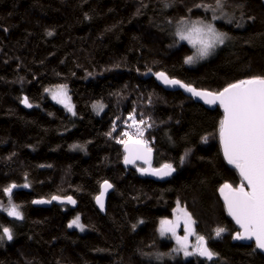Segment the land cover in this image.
Listing matches in <instances>:
<instances>
[{"label": "trees", "instance_id": "16d2710c", "mask_svg": "<svg viewBox=\"0 0 264 264\" xmlns=\"http://www.w3.org/2000/svg\"><path fill=\"white\" fill-rule=\"evenodd\" d=\"M189 24H211L227 40L193 68L192 48L176 37ZM161 72L213 93L264 78L263 0H0V205L23 216L0 211V264H264L254 244L234 238L222 200L225 183L243 181L221 153V108L166 91ZM60 86L73 116L47 97ZM129 116L145 122L151 166L175 169L167 179L125 166L117 141L139 138ZM105 181L114 190L101 215L94 200ZM53 196L77 206L32 205ZM177 206L213 260H169L173 245L158 227ZM77 216L84 234L68 228Z\"/></svg>", "mask_w": 264, "mask_h": 264}, {"label": "snow or ice", "instance_id": "6c2138e0", "mask_svg": "<svg viewBox=\"0 0 264 264\" xmlns=\"http://www.w3.org/2000/svg\"><path fill=\"white\" fill-rule=\"evenodd\" d=\"M220 0H217L219 6ZM183 23V22H182ZM199 23V22H198ZM51 35V33H49ZM177 36L181 41H189L197 48V57L205 58L210 54L218 44H222L225 39V34L218 32L211 24L192 25L190 29H180ZM195 36V39L193 37ZM196 57L189 56L185 63H193ZM158 79H162L167 85H178L194 96L200 97L208 104H217L223 108L224 118L220 121L219 137L223 149V154L229 165H232L239 171L242 180L246 183H241L239 187H233L225 183L220 189L221 195L224 197V202L227 207L228 214L233 217L236 224L243 230L235 235L238 240L255 239L257 248L264 250V78L256 77L248 80H242L238 83H233L224 88L219 93L197 91L195 88L181 83L179 80L169 79L163 72L157 74ZM53 99L72 111V105L69 102L66 89L61 86L53 93ZM23 103L31 107L27 97ZM96 108L102 109V105H94ZM136 125L138 139L132 137L125 132L128 140H118V143H123L125 151L129 153L125 157V164L135 163L136 160H143L144 163H150L148 157L151 149L146 147V142L142 140L143 131L139 127L144 124L143 120L137 124L134 116H129ZM175 169L171 164H165L160 169H142V174H150L154 176H169ZM16 185H11L4 189L5 193L11 197L13 189ZM24 187H28L27 184ZM112 187L107 181L102 185V191L96 199V203L101 210L104 208L105 193ZM247 189V190H246ZM53 200H60V197L53 196ZM51 201H34V203H50ZM62 203L75 204L71 196L66 200H61ZM181 215L177 216V221H161V235L171 233L175 236L176 224L181 218L184 219L185 231L189 234L192 232L191 225L194 223L191 216L184 210L178 209ZM7 214L16 219H23L18 206L11 204L7 209ZM70 228L75 226L81 231L83 225L80 223V218L77 216L68 225ZM225 231L224 228H217L215 235L219 237ZM3 233L9 240L12 239L10 229L3 228ZM197 245V254L211 259L213 253L206 246L203 236H199ZM188 236L185 235L183 240L177 237V243L180 244L181 250H185ZM184 254L191 255L192 253L184 251Z\"/></svg>", "mask_w": 264, "mask_h": 264}, {"label": "rangeland", "instance_id": "374dc122", "mask_svg": "<svg viewBox=\"0 0 264 264\" xmlns=\"http://www.w3.org/2000/svg\"><path fill=\"white\" fill-rule=\"evenodd\" d=\"M192 25H194V24H189V25H186V26H184V27H182L183 29H190L191 27H192ZM197 26H200L201 24H196ZM177 37V39L179 40V41H181L180 39H179V37L178 36H176ZM193 39H195V36L193 37ZM227 41V40H226ZM226 41H225V44H226ZM184 42H186L187 44H189V46L192 48V50H193V54L191 55V56H193V57H196L195 59H194V61H193V63H191V64H189V63H186V65L188 66V67H190V68H193V67H196V66H198V65H200V64H202V63H204V62H206V61H208L210 58H212L214 55H215V53L220 49V48H222L223 46H225V44H218L214 49H212L211 51H210V54L207 56V57H205V58H199V57H197V48L199 47V45H196V46H194L193 45V43H191V42H189V41H184ZM61 87V86H60ZM60 87H58V88H60ZM58 88H55V89H52V90H49L46 94H47V97H48V99L52 102V103H54V104H56V105H58L60 108H62L69 116H73L74 115V107H73V104H72V102H71V100H70V96H69V93H68V90L66 89V91H67V95H68V98H69V102L71 103V105H72V111H69L65 106H64V104H62V103H59L56 99H53V93L55 92V90L56 89H58ZM99 110H100V108H98ZM135 168H137V170L141 173L142 171V169H149V168H153L152 166H151V164L149 163V164H145V165H141V164H139V163H137V164H135ZM10 206V203H8L7 204V206H1L0 205V211H3L8 217H10V218H12V219H15L14 217H11V216H9L8 214H7V209H8V207ZM178 209H182L183 210V208H181V207H179V206H177L175 209H174V211H173V216H172V218L171 219H166V220H168V221H173V222H175V221H177V216L178 215H181V213L178 211ZM74 220V219H73ZM163 221V220H162ZM72 222V220L69 222V224ZM81 223V222H80ZM68 224V225H69ZM82 225V224H81ZM68 228L69 229H73V230H76L78 233H80V234H84L85 232H86V229H85V227L83 226V230L81 231L79 228H76L75 226H73V227H69L68 226ZM160 228H161V222L159 223V227H158V236H159V238H160V240H162V241H168V242H171L172 243V245H173V247H172V249H171V252H170V254H168L167 256H168V258H169V260H178V259H181V260H183V261H186V260H189V259H191V258H198L200 255L199 254H197V245H198V237L199 236H197L196 234H195V231H194V223L191 225V228H192V232H191V234H189V233H187L186 231H185V223H184V219L183 218H181L180 220H179V222L176 224V228H175V236H173L171 233H167V234H164V235H161V232H160ZM185 235H187L188 236V240H187V242H186V245H187V247H186V251H188V252H190V253H192L191 255H185L184 254V251L185 250H181V246H180V244H178L177 243V237H179L181 240H183V238H184V236ZM215 237H217L216 235H215ZM5 238H7V236H5ZM8 239V238H7ZM166 256V257H167ZM161 257H164V256H161Z\"/></svg>", "mask_w": 264, "mask_h": 264}, {"label": "water", "instance_id": "95a60500", "mask_svg": "<svg viewBox=\"0 0 264 264\" xmlns=\"http://www.w3.org/2000/svg\"><path fill=\"white\" fill-rule=\"evenodd\" d=\"M263 4H264V0H263ZM159 80H160V85H161V87H162L163 89H165L166 91H170V92H177V91H179V92H181L185 97L191 99L193 102H195V103H197V104L202 105V106L205 107V108H214V107H217V106L220 107L221 110H222V113H223V118H224V111H223V108L219 105V103H217V104H208V103H205V100H204V99H202V98H200V97H197V96H194L192 93L186 91L184 88H181V87H179L178 85H176V86H173V85H167V84L164 83V81H163L162 79H159ZM197 91H200V90H197ZM223 118H222V119H223ZM219 140H220V137H219ZM146 147H147V146H146ZM147 148H148V147H147ZM220 148H221L222 156H223V158L225 159L224 154H223V149H222L221 142H220ZM148 149H149V148H148ZM123 152H124V161H125V157L128 156L129 153H127V152L125 151V146H124V145H123ZM148 159H149V161H150V163H151L152 160H153V152H152V150H151V153H150V156L148 157ZM225 161L227 162L226 159H225ZM136 163H139V164H141V165L149 164V163H144L143 160H136L135 163H132V164H125V162H124L125 166H127V167H131L132 165H134V164H136ZM227 163H228V162H227ZM161 168H162V167H161ZM151 169H154V168H151ZM158 169H160V168H158ZM236 170H237V169H236ZM237 172H238V174H239V171H238V170H237ZM146 175H147L148 177H150V178L156 180V181H162V180H165V179L168 178V176L160 177V176H154V175H150V174H146ZM239 176H240V174H239ZM240 178H241V180H242V177H241V176H240ZM242 181H243V180H242ZM243 183H246V182L243 181ZM103 184H104V182L100 185V189H99V193H98V195H100V192L102 191V185H103ZM109 184H110V183H109ZM113 190H114V188H113V186H112V187H111L110 189H108V191L105 193V196H104V208H103V210H101V208L99 207V205L96 203V199L94 200V205H95L96 209L100 212L101 215H105V213H106L107 199H108L109 195L113 192ZM246 190H247V189H246ZM98 195H97V196H98ZM97 196H96V197H97ZM96 197H95V198H96ZM39 200L51 201V202H50V203H34V201H39ZM39 200H34V201L32 202L33 207H36V208H49V207H51V205H56V206H67V207H69L71 210H74V209L76 208V206H77L76 202H75V204H68V203H66V202H65V203H62L61 200H66V198H60V200H53V199H50V200L39 199ZM222 200H223V202H224V197H223V196H222ZM74 201H75V200H74ZM224 205H225V202H224ZM225 208H226V211H227V207H226V205H225ZM227 213H228V211H227ZM228 215H229V214H228ZM229 217L232 219V221H233V223L235 224V226H236V228L238 229V231H239V232L243 231V230L240 228V226H239L238 224H236V222H235V220L233 219V217L230 216V215H229ZM241 242H242L243 244H245V245L254 244L256 250L259 251V252L264 256V250L257 248L256 243H255V239H251V240H247V239H245V240H241ZM206 246H207V245H206ZM200 256H201V255H200ZM201 258H203L204 260H213L214 257L212 256L211 259H208V258L205 257V256H201Z\"/></svg>", "mask_w": 264, "mask_h": 264}]
</instances>
